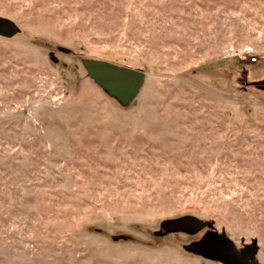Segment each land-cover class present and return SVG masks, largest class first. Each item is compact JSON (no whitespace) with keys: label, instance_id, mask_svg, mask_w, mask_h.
<instances>
[{"label":"rangeland","instance_id":"rangeland-1","mask_svg":"<svg viewBox=\"0 0 264 264\" xmlns=\"http://www.w3.org/2000/svg\"><path fill=\"white\" fill-rule=\"evenodd\" d=\"M0 264H264V0H0ZM244 55V57H243ZM85 59L140 70L121 104ZM253 59V61H252ZM192 217L195 234L163 232Z\"/></svg>","mask_w":264,"mask_h":264},{"label":"water","instance_id":"water-1","mask_svg":"<svg viewBox=\"0 0 264 264\" xmlns=\"http://www.w3.org/2000/svg\"><path fill=\"white\" fill-rule=\"evenodd\" d=\"M17 32L13 21L0 17V37L11 38ZM89 78L100 86L109 96L121 104L131 103L143 84L144 74L140 70L118 66L106 61L85 59L82 61ZM164 232L195 234L202 223L192 217L167 220L160 224ZM195 254L220 264H247L248 256L255 254V248L237 251L233 242L224 234L207 232L191 245Z\"/></svg>","mask_w":264,"mask_h":264},{"label":"trees","instance_id":"trees-1","mask_svg":"<svg viewBox=\"0 0 264 264\" xmlns=\"http://www.w3.org/2000/svg\"><path fill=\"white\" fill-rule=\"evenodd\" d=\"M263 86H264V84L262 85V86H260V87H262L263 88ZM106 93V92H105ZM107 96H109L108 94H107ZM110 97V96H109Z\"/></svg>","mask_w":264,"mask_h":264},{"label":"built area","instance_id":"built-area-1","mask_svg":"<svg viewBox=\"0 0 264 264\" xmlns=\"http://www.w3.org/2000/svg\"><path fill=\"white\" fill-rule=\"evenodd\" d=\"M243 57H244V55H243ZM252 61H253V59H252Z\"/></svg>","mask_w":264,"mask_h":264},{"label":"flooded vegetation","instance_id":"flooded-vegetation-1","mask_svg":"<svg viewBox=\"0 0 264 264\" xmlns=\"http://www.w3.org/2000/svg\"><path fill=\"white\" fill-rule=\"evenodd\" d=\"M164 231H162V233H163Z\"/></svg>","mask_w":264,"mask_h":264}]
</instances>
